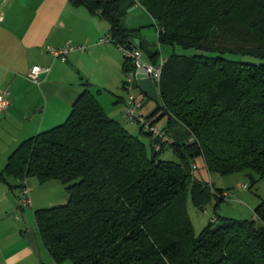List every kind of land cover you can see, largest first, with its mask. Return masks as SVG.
I'll return each mask as SVG.
<instances>
[{"label": "trees", "instance_id": "obj_1", "mask_svg": "<svg viewBox=\"0 0 264 264\" xmlns=\"http://www.w3.org/2000/svg\"><path fill=\"white\" fill-rule=\"evenodd\" d=\"M69 1L100 13L110 24L106 36L124 46L135 47L138 31L123 24L128 8L138 3L152 15L159 38L150 60L157 64L164 47L173 52L148 117L165 119L175 140L156 151L150 133L133 134L88 87L63 123L22 140L0 183L57 179L69 194L66 203L34 211L53 259L42 264H264V200L255 218L218 215L199 233L188 211L189 199L200 209L226 200L224 188L192 172L200 160L207 172L264 178V0ZM178 46L199 52L176 53ZM124 62L123 74L135 69L131 58ZM169 146L178 160L160 157Z\"/></svg>", "mask_w": 264, "mask_h": 264}, {"label": "crops", "instance_id": "obj_2", "mask_svg": "<svg viewBox=\"0 0 264 264\" xmlns=\"http://www.w3.org/2000/svg\"><path fill=\"white\" fill-rule=\"evenodd\" d=\"M134 7L145 10L138 3ZM146 22L155 25L151 14ZM123 24L138 29L135 39L143 42L138 48L144 51L143 59L152 63L150 55L158 39L155 42L143 33L145 23L124 18ZM109 30L110 24L100 13L69 0H0V91L8 88L11 93L7 108L0 112V171L22 140L63 123L85 87L92 90L106 113L133 130L124 113L126 99L121 86L125 57L116 42L101 41ZM67 42L84 44L85 49L71 51L63 61L49 51V46L60 48ZM34 65L48 69L39 74L38 83L29 78ZM136 94L145 107L149 96L140 86ZM144 107L142 112L151 117L154 107ZM38 181L31 178L29 188L32 184L38 189ZM8 182V186L0 185V264H42L26 237L27 231L34 229L38 242L37 227L18 215L20 212L24 218L25 212L29 214L19 204L21 187H12L21 182L13 185L10 177ZM38 192L37 199L42 191Z\"/></svg>", "mask_w": 264, "mask_h": 264}, {"label": "rangeland", "instance_id": "obj_3", "mask_svg": "<svg viewBox=\"0 0 264 264\" xmlns=\"http://www.w3.org/2000/svg\"><path fill=\"white\" fill-rule=\"evenodd\" d=\"M128 11V10H127ZM127 17L125 16L124 18L126 21L130 22H140V23H145L146 26L143 28V33L149 38H152L155 40V42L158 39L157 35V29L155 25L150 22L147 23L148 21V16L149 14L146 12V10H143L142 8H137L136 10L128 11L126 13ZM123 18V19H124ZM153 42V41H152ZM152 49L155 47L151 44L150 46ZM142 51V58L145 56L143 53V49L141 48ZM173 52V48L171 47H164L162 49L161 55H169ZM182 53V54H193V53H198L199 50L195 48H190V49H184L180 46L177 47L176 53ZM146 53V52H145ZM227 56L233 57L235 59H245L248 61H254L255 58L250 57V56H244V55H235V54H228ZM122 75V81H121V86L123 87V80L125 78V74L121 73ZM122 95L125 97L127 96V93L124 89L122 88ZM140 95V94H139ZM147 103L145 104L144 109L148 110V108L154 107L156 108V101L151 99V98H145ZM127 101V100H126ZM153 109V110H154ZM153 111L150 112L149 115H151ZM129 124L133 130H130L132 133L135 135H138L140 133V130L138 128V125L130 122ZM159 124L166 125L167 123L163 120L158 121ZM176 132L175 129L171 131V133ZM144 140L148 144V148H150V140L148 137L143 136ZM160 157L162 159H175L178 160L174 150L172 147L166 148L165 151H163L160 154ZM200 163V165H199ZM196 162V165L198 166L197 169H193L192 167V172L198 171L197 173L201 174L204 176V178L210 182L211 184L214 185L216 188H224L227 192L230 193V196L232 197V200H223L220 203V206L216 208V199H213L209 205L205 207V209H200L196 208L191 199L188 200V211L190 213V217L192 219L193 224L195 225V230L196 233H199L206 225L211 222L212 219L217 217L218 215L227 216L231 218H240V219H249V218H255V213L254 209L255 207L261 203L262 200H264V178H260V180L253 182L251 180V177L248 174V171H240V172H234L231 174H220L218 172H207L205 168L202 167L203 162L201 160ZM200 170V171H199ZM33 178L34 180L38 181L37 177L35 176H30L28 178V181ZM11 183L14 185L15 183L17 184V180L13 177H10ZM8 182V181H7ZM3 182L0 183V185H10L9 182ZM38 189L33 188L32 184L30 187V194L32 195V207H26L24 208L25 211H29V214H26V212L23 214V216L18 213V215L21 217L22 220H26L27 222H30L32 226L37 227L36 225V219H34V211L37 209L45 208V207H51L55 206L57 204H62L66 203L69 200V194L66 191V186L64 183H62L60 180H49L47 182L40 183L38 181ZM245 184H248L247 188H245ZM42 187V186H44ZM44 188V189H42ZM39 190L41 196L37 199L36 194H39ZM20 203V200H19ZM15 219V216L13 217ZM26 227H24L25 229ZM38 244H39V252H36V256L41 259L42 263H51L53 262L52 257L49 255L48 251L46 250L45 245L42 243L41 238H38ZM61 264H74L71 259H66L64 260Z\"/></svg>", "mask_w": 264, "mask_h": 264}, {"label": "built area", "instance_id": "obj_4", "mask_svg": "<svg viewBox=\"0 0 264 264\" xmlns=\"http://www.w3.org/2000/svg\"><path fill=\"white\" fill-rule=\"evenodd\" d=\"M110 40L107 36H102L101 41H107ZM119 49H121L124 57H129L134 61L135 63V69L129 70L125 74V78L123 80V87L127 93L126 96V105L124 108V113L126 116L127 121L130 123H134L136 125H139L143 130L150 133L151 137L154 139L152 147L156 151L162 150L164 145H169V143L174 142V137L171 136L169 132L158 123H153L150 118L142 112V108L144 105V102L142 99H139V97L136 94L137 86V77H138V71L140 68L145 69V73L150 75L156 84V86L159 89V82L162 75V67L165 64V59L160 58L159 62L157 64L150 63L148 61H145L142 58V51L141 48L132 47L128 48L127 46L118 44ZM75 49L78 50H84L85 45L80 43H72L67 42L62 47L57 48L54 46H49V51L55 55V57L63 60L67 59V56L71 51H74ZM48 71L47 68L40 66V65H34L30 72H29V78L32 79L35 82H39V74L41 72ZM10 90L8 88L1 89L0 91V112L7 108L9 104V96H10ZM191 141L194 140V137L192 136L190 138ZM197 165L196 163L193 164V169H196ZM22 183L21 190H20V207L26 208V207H32V195L30 194V188L28 185L27 178H24L20 181ZM248 184H245V188H247ZM222 197H224L226 200H232V197L230 196V193L226 190L222 192Z\"/></svg>", "mask_w": 264, "mask_h": 264}, {"label": "water", "instance_id": "obj_5", "mask_svg": "<svg viewBox=\"0 0 264 264\" xmlns=\"http://www.w3.org/2000/svg\"><path fill=\"white\" fill-rule=\"evenodd\" d=\"M135 7L132 6L128 8V11H132ZM135 46L139 47V39H134ZM128 48H132V42H129L126 45ZM137 84L140 86V88L144 91L145 94H147L151 98H155L157 101L160 100L159 98V89L156 86L154 79L145 73L144 68H140L138 71V77H137ZM27 240L29 242V245L33 248V250H36V252H39V244L37 242L36 232L34 229L28 230L26 233Z\"/></svg>", "mask_w": 264, "mask_h": 264}, {"label": "bare ground", "instance_id": "obj_6", "mask_svg": "<svg viewBox=\"0 0 264 264\" xmlns=\"http://www.w3.org/2000/svg\"><path fill=\"white\" fill-rule=\"evenodd\" d=\"M136 47V46H135ZM138 48V47H137Z\"/></svg>", "mask_w": 264, "mask_h": 264}]
</instances>
